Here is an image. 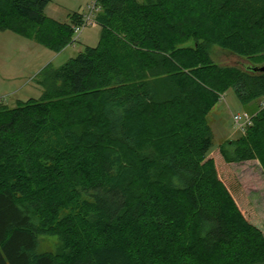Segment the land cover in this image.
Segmentation results:
<instances>
[{
  "label": "trees",
  "instance_id": "obj_1",
  "mask_svg": "<svg viewBox=\"0 0 264 264\" xmlns=\"http://www.w3.org/2000/svg\"><path fill=\"white\" fill-rule=\"evenodd\" d=\"M49 4L0 0V33L60 53L83 14L60 23ZM99 6L98 46L51 72L61 85L0 102V264H264V232L229 170H264V73L251 70L264 67V0ZM210 45L248 66L216 64ZM230 90L252 125L212 155L208 116ZM43 237L62 252L39 253Z\"/></svg>",
  "mask_w": 264,
  "mask_h": 264
},
{
  "label": "rangeland",
  "instance_id": "obj_2",
  "mask_svg": "<svg viewBox=\"0 0 264 264\" xmlns=\"http://www.w3.org/2000/svg\"><path fill=\"white\" fill-rule=\"evenodd\" d=\"M89 5L90 0H50L46 15L60 23H71V16L86 13ZM101 32L97 25L85 28L79 40L75 41L79 35L74 36L72 44L60 53H55L13 32L0 33V102L14 109L20 102L40 99L44 92L47 90L49 92L54 85L57 87L61 85L51 79V72L76 58L87 47L98 46ZM201 44L199 42V45ZM194 45L195 43L190 41L185 46ZM206 49L214 62L220 66L240 69L248 66L246 60L217 46L210 45ZM42 72L45 74L41 76ZM51 100L53 103V99ZM245 112L252 113L246 110L233 90L228 91L211 110L208 122L215 146L212 155H216L217 148L222 144L228 141L235 142L244 136L235 128L233 116ZM229 170L240 186L259 228L264 232V170L261 164L258 161L233 163L230 164ZM63 247L64 241L60 237H43L40 238L38 252L59 254Z\"/></svg>",
  "mask_w": 264,
  "mask_h": 264
},
{
  "label": "built area",
  "instance_id": "obj_3",
  "mask_svg": "<svg viewBox=\"0 0 264 264\" xmlns=\"http://www.w3.org/2000/svg\"><path fill=\"white\" fill-rule=\"evenodd\" d=\"M100 0H90L88 11L82 15V22L78 26H73L74 34L77 37L75 41H78L83 30L89 26L96 25L95 17L100 11ZM253 116L245 112L242 114H236L233 116V122L235 128L242 134H245L249 126L252 125Z\"/></svg>",
  "mask_w": 264,
  "mask_h": 264
},
{
  "label": "water",
  "instance_id": "obj_4",
  "mask_svg": "<svg viewBox=\"0 0 264 264\" xmlns=\"http://www.w3.org/2000/svg\"><path fill=\"white\" fill-rule=\"evenodd\" d=\"M251 70L255 73L257 72L264 73V67H254V68H251Z\"/></svg>",
  "mask_w": 264,
  "mask_h": 264
}]
</instances>
